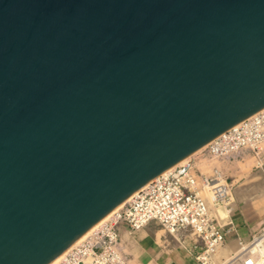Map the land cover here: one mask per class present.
Returning a JSON list of instances; mask_svg holds the SVG:
<instances>
[{"label": "water", "instance_id": "95a60500", "mask_svg": "<svg viewBox=\"0 0 264 264\" xmlns=\"http://www.w3.org/2000/svg\"><path fill=\"white\" fill-rule=\"evenodd\" d=\"M264 109V0H0V264H51Z\"/></svg>", "mask_w": 264, "mask_h": 264}, {"label": "built area", "instance_id": "2783aa9c", "mask_svg": "<svg viewBox=\"0 0 264 264\" xmlns=\"http://www.w3.org/2000/svg\"><path fill=\"white\" fill-rule=\"evenodd\" d=\"M245 153L264 155V109L206 144L191 161L135 192L56 264H129L118 228L125 224L134 234L150 222L189 241L195 264H216L217 252L235 233L234 195L219 164ZM242 264H264V258L249 256Z\"/></svg>", "mask_w": 264, "mask_h": 264}, {"label": "crops", "instance_id": "0c3cea01", "mask_svg": "<svg viewBox=\"0 0 264 264\" xmlns=\"http://www.w3.org/2000/svg\"><path fill=\"white\" fill-rule=\"evenodd\" d=\"M233 210L237 213V217L232 216L235 233L232 232L227 237L225 244L217 252L216 261L228 255L231 250L228 243L231 239H245L259 231L264 224L262 216L244 209V206L236 207L233 204ZM118 230L129 264H195L193 254L188 249L189 241L178 240L155 222L148 223L134 234L128 233L125 224H121Z\"/></svg>", "mask_w": 264, "mask_h": 264}, {"label": "rangeland", "instance_id": "374dc122", "mask_svg": "<svg viewBox=\"0 0 264 264\" xmlns=\"http://www.w3.org/2000/svg\"><path fill=\"white\" fill-rule=\"evenodd\" d=\"M191 160L192 157L189 161ZM219 165L232 187L235 206H244V209L256 212L264 218V155L254 158L252 153H245L235 159L223 161ZM232 216L237 217L234 210ZM240 240L241 245L238 238L231 239L228 243L229 247L231 246L230 252L220 260L217 259L216 264H242V261L249 256L264 258V224L259 231ZM257 240L259 243L255 248L256 252H251ZM236 247H239V250H236Z\"/></svg>", "mask_w": 264, "mask_h": 264}, {"label": "bare ground", "instance_id": "6f19581e", "mask_svg": "<svg viewBox=\"0 0 264 264\" xmlns=\"http://www.w3.org/2000/svg\"><path fill=\"white\" fill-rule=\"evenodd\" d=\"M200 150H202V148L200 149ZM200 150H198L197 152H195L193 155H195V154H197ZM193 155H191V156H189L188 158H186V159H184L183 161H181L179 164H177L176 166H174L173 168H171L170 170H168V171H171L172 169H174L175 167H177V166H181V165H184V164H186L189 160H190V158L193 156ZM167 171V172H168ZM166 173V172H165ZM109 217V215L108 216H106L104 219H102L99 223H97L93 228H91L88 232H86L81 238H79L74 244H72L64 253H62L56 260H54L51 264H56L57 263V261H59L60 260V258L71 248V247H73L74 245H76L77 243H79L81 240H83L91 231H93L96 227H98L102 222H104L107 218ZM257 243H259V240H257L256 241V243L255 244H257ZM254 244V245H255ZM252 245V244H251ZM231 247V246H230ZM236 250H239V247H236L235 248ZM235 251V250H234Z\"/></svg>", "mask_w": 264, "mask_h": 264}]
</instances>
